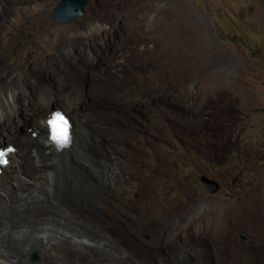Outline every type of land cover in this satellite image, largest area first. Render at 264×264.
<instances>
[{
    "label": "rangeland",
    "instance_id": "1",
    "mask_svg": "<svg viewBox=\"0 0 264 264\" xmlns=\"http://www.w3.org/2000/svg\"><path fill=\"white\" fill-rule=\"evenodd\" d=\"M60 1L0 0L12 11L10 23L17 16L24 21L32 16L31 26L15 44L39 45L42 62L52 73L42 85L20 91L17 114L23 120V136L40 131L42 119L30 114L42 106L34 96L37 91L46 86L56 94L63 91L60 56L70 48V37L98 34L101 56L118 70L109 64L102 71L108 74L88 88L83 114L90 120V140L80 159L64 168L74 179L82 163L104 168L101 165L118 156L109 145L117 136L128 138L132 146L136 140L149 155L141 163L142 184L121 180L125 190L119 200L103 195L97 199L99 210L90 206L76 212L92 221L97 237L110 242L111 252L94 240L56 242L110 264H264V0H89L85 15L57 23L53 10ZM61 29H70L69 41L63 39L66 47L55 44ZM107 31L110 41L105 43ZM11 49L2 58L5 65L11 61ZM89 53H94L91 48ZM79 63L78 75L90 77L93 68L87 66L86 55ZM99 103L113 105L106 109L122 114L123 120L98 121ZM55 109L68 113L62 106ZM8 143L18 148L17 141L1 147ZM161 156L167 157L171 172L163 175L151 220L172 222L164 252L154 250L142 235L147 220H133L123 211L125 202L134 201L145 183L160 175ZM202 176L217 180L220 189L210 192ZM60 191L57 188L59 199ZM188 196L193 197L189 208ZM106 206L115 208L117 217L106 212ZM178 206L180 217L174 215ZM132 232L141 253L122 239ZM62 255L57 256L68 261ZM32 258L37 261L39 255Z\"/></svg>",
    "mask_w": 264,
    "mask_h": 264
},
{
    "label": "bare ground",
    "instance_id": "2",
    "mask_svg": "<svg viewBox=\"0 0 264 264\" xmlns=\"http://www.w3.org/2000/svg\"><path fill=\"white\" fill-rule=\"evenodd\" d=\"M11 15L12 11L8 10L5 4L2 6L0 3V148L12 145L8 143L1 147L2 143L18 142V148L16 146L15 152L9 155L10 163L0 167V264H110L93 255L84 257L80 252L67 250L56 241L66 239L76 242L78 238L87 239L89 242L94 240L103 245L106 251L111 252L107 249L110 242L106 237L100 235L97 237L98 231L91 223L92 221L78 216L76 212L80 207L90 206L99 210L97 199L103 195L109 200H119L123 197L125 190V184L121 183V180L127 185L134 180L142 184L141 163L144 165L146 161L144 158L149 155V150H145L139 144L136 146L137 143H134L136 140L133 141L132 146L128 138L113 137L109 139V145L118 152L113 162L101 165L104 168L82 163L76 171L79 177L74 179L68 176L67 168L65 169L64 166L75 161L74 158H79L90 140L88 136L90 120H87L86 114H83L86 109L84 99L89 97L91 92L88 88L91 89L96 78L108 74L102 71H105L109 64L114 66L113 63L107 62L105 55L101 56L99 52L101 36L92 34L84 37L79 34L70 37L71 28L59 30L55 43L66 47L64 40H68L69 37L71 40L70 48L65 49L60 56V64L65 75L62 83L63 91L56 94L48 86L37 91L34 96H37L42 106L31 109L30 114L35 119H42L39 125L40 131L37 130L35 134L30 131L31 135L23 136V120L17 114L22 99L20 91L27 89L30 85L34 87L42 85V80L51 77L52 73L42 62L39 45L31 44V42L15 44V38L27 32L31 26L32 16H29L30 21H24L23 16H17L12 24L9 21ZM111 30L115 29L111 27ZM109 32L107 31L103 36L105 43L110 41ZM10 34L12 37L7 38ZM8 48H13L10 55L11 61L5 65L2 58ZM89 48L94 53L90 54ZM84 55L88 62L87 66L93 68L92 75L88 78H82L76 72L81 68L79 62ZM97 105L100 114L98 121L116 123L123 120L122 114L120 116L119 113L106 109L107 107L115 108L113 105L108 106L107 103ZM59 106H62L69 116L71 115L76 136L70 146L71 150H58L50 139L49 120L55 107ZM30 157L35 158L36 161ZM166 158L161 156L164 164L160 175L147 181L138 197L130 203L125 202L123 209L133 220H147L146 233L142 235L150 240L154 250L162 251L163 249V252L166 249L164 244H166L165 240L171 230L172 222L170 219L162 222L152 221L151 211L160 202L163 175L171 172V166L166 163ZM44 159L50 162H44ZM24 160L25 164H23ZM97 171L98 174H96ZM110 183L112 185L108 186ZM57 184V188L61 190L60 199L56 197ZM189 194H191L190 190ZM188 199L187 207L189 208L193 197L188 196ZM104 210L111 216L117 217L114 213L115 208L106 206ZM181 210L182 207H175L174 215L180 217ZM183 211L188 210L183 207ZM121 224L124 226L123 222ZM95 235L96 238H94ZM131 235L135 236L132 232L130 236H123L122 239L133 242ZM134 242L132 245L135 253H141L139 247L142 248V245L139 242L134 244ZM53 249L65 255L68 261L61 260L57 256L58 253L52 252ZM34 253L39 255L37 261L32 258ZM144 257L146 258V255Z\"/></svg>",
    "mask_w": 264,
    "mask_h": 264
},
{
    "label": "water",
    "instance_id": "3",
    "mask_svg": "<svg viewBox=\"0 0 264 264\" xmlns=\"http://www.w3.org/2000/svg\"><path fill=\"white\" fill-rule=\"evenodd\" d=\"M89 0H61L53 10V17L57 23L71 22L77 17H82L86 13V5ZM203 183L206 184L210 192H216L220 189V183L207 176H202ZM246 239L245 237H243ZM36 258V257H35Z\"/></svg>",
    "mask_w": 264,
    "mask_h": 264
},
{
    "label": "clouds",
    "instance_id": "4",
    "mask_svg": "<svg viewBox=\"0 0 264 264\" xmlns=\"http://www.w3.org/2000/svg\"><path fill=\"white\" fill-rule=\"evenodd\" d=\"M56 116H62L67 122V128H68V132H69V140L66 143H59L53 137V129L51 127L50 120L53 119V117H56ZM50 120H49L50 139L54 142L55 147L58 150H63V149L70 148V146L73 144V141H75V133H74V129H73V125H72V121H71L70 116L66 112H63L60 109H55L51 113ZM9 148L13 149V151H7ZM1 150H5L6 151V156L5 157H6L7 162L6 163L0 162V167H5V166H7L10 163V159H9L10 156L9 155H10V153L15 152L16 147H15V145L12 144L10 146L4 147V148H0V151Z\"/></svg>",
    "mask_w": 264,
    "mask_h": 264
},
{
    "label": "snow or ice",
    "instance_id": "5",
    "mask_svg": "<svg viewBox=\"0 0 264 264\" xmlns=\"http://www.w3.org/2000/svg\"><path fill=\"white\" fill-rule=\"evenodd\" d=\"M59 120H63V117H58ZM66 123V122H65ZM62 142L66 143L67 142V135H66V130L65 134L63 136ZM8 151H13V149H9ZM6 156L5 152L0 151V162L6 163L7 161L4 159Z\"/></svg>",
    "mask_w": 264,
    "mask_h": 264
}]
</instances>
